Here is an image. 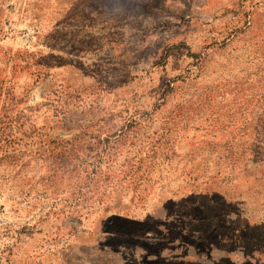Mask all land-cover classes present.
<instances>
[{"label": "rangeland", "instance_id": "rangeland-1", "mask_svg": "<svg viewBox=\"0 0 264 264\" xmlns=\"http://www.w3.org/2000/svg\"><path fill=\"white\" fill-rule=\"evenodd\" d=\"M165 237L264 264V0H0V264Z\"/></svg>", "mask_w": 264, "mask_h": 264}, {"label": "crops", "instance_id": "crops-1", "mask_svg": "<svg viewBox=\"0 0 264 264\" xmlns=\"http://www.w3.org/2000/svg\"><path fill=\"white\" fill-rule=\"evenodd\" d=\"M162 240L165 242L154 245L161 249L159 252L145 251V264H220L213 254L215 250L222 253H220V257L224 261L228 259L230 262L232 259L231 250L228 247L226 248L225 245L220 246L219 249L211 250L208 249L207 244L202 245V248H200V245L197 243L199 239H195L197 240L196 242L191 238L173 240L165 237ZM112 248L116 249L118 247L113 246ZM133 253L135 256V251ZM243 258L248 260L246 255H243ZM205 259L209 261L206 262Z\"/></svg>", "mask_w": 264, "mask_h": 264}, {"label": "trees", "instance_id": "trees-1", "mask_svg": "<svg viewBox=\"0 0 264 264\" xmlns=\"http://www.w3.org/2000/svg\"><path fill=\"white\" fill-rule=\"evenodd\" d=\"M9 101H10V99H9V98H6L5 101H4V104H3L2 107H1V109H3V110L7 109V107H8V102H9Z\"/></svg>", "mask_w": 264, "mask_h": 264}]
</instances>
